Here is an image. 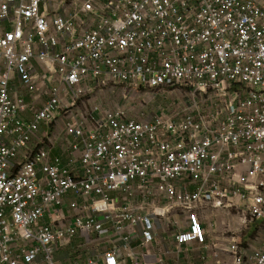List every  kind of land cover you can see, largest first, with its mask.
Masks as SVG:
<instances>
[{
  "label": "built area",
  "instance_id": "built-area-1",
  "mask_svg": "<svg viewBox=\"0 0 264 264\" xmlns=\"http://www.w3.org/2000/svg\"><path fill=\"white\" fill-rule=\"evenodd\" d=\"M121 85L154 113L80 111ZM214 209L252 239L208 241ZM154 217L264 264V0H0V264H141ZM80 236L110 248L58 261Z\"/></svg>",
  "mask_w": 264,
  "mask_h": 264
},
{
  "label": "crops",
  "instance_id": "crops-1",
  "mask_svg": "<svg viewBox=\"0 0 264 264\" xmlns=\"http://www.w3.org/2000/svg\"><path fill=\"white\" fill-rule=\"evenodd\" d=\"M23 95L26 97L27 102L31 101L26 93H23ZM148 203L150 204L151 202H143L142 197H138L137 206L139 210H145ZM143 205L145 206L143 207ZM182 219L185 220V217H182L181 220ZM234 220H237L238 223L236 224ZM201 221L206 231L208 241H216L221 244L226 241V230L228 229L225 228L227 226L231 229V231L241 230L243 234L245 233V235L251 239L255 229L254 226H250V228L243 227L234 214H226L221 210L215 209L208 210L202 214ZM154 223L157 236L156 240L154 242L144 243L139 239L133 242V245L131 246L132 249L137 252L141 264H161L159 261L160 258H163L164 264H218V261L212 256L211 251L206 250L204 246L195 242L180 247L175 241L176 232L170 230L168 225H166V223L158 217H154ZM93 240H95V243L92 247H69L68 249L63 250V252L57 254L58 261L67 263L66 261H68L71 257H74L76 253H79L81 248L85 249V251H83V258L89 256L94 257L102 253L104 249L110 248L96 247L102 243L101 239H95L94 236L90 238L80 236L76 240V243L77 245H80ZM76 243L74 246H76ZM251 247L258 248L260 246ZM210 249L212 250V246H210ZM221 260V264H232V259H228L226 256H222ZM122 263L126 264L124 260H122ZM127 264H129V261H127Z\"/></svg>",
  "mask_w": 264,
  "mask_h": 264
},
{
  "label": "rangeland",
  "instance_id": "rangeland-1",
  "mask_svg": "<svg viewBox=\"0 0 264 264\" xmlns=\"http://www.w3.org/2000/svg\"><path fill=\"white\" fill-rule=\"evenodd\" d=\"M123 92H126V97H124ZM147 96L148 94L144 92H132L121 85L114 89V91L102 90L92 95H84L81 99L84 101L85 105H79L78 107L80 111L87 113L98 107L99 113L97 115H100L104 110L120 109L127 113L128 118L143 120L149 117L150 114H153L158 107L157 101H152L151 105L147 104ZM58 131L61 132V130L58 129L54 131V134H59ZM234 221L236 224L238 223L237 220ZM259 238H261V236ZM83 251H85V249L81 248L80 252L77 254L83 256Z\"/></svg>",
  "mask_w": 264,
  "mask_h": 264
}]
</instances>
